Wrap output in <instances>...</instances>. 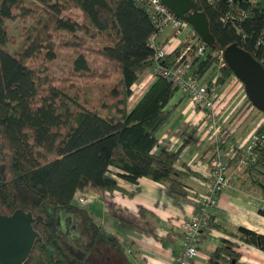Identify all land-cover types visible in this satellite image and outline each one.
I'll return each mask as SVG.
<instances>
[{
	"label": "trees",
	"instance_id": "trees-1",
	"mask_svg": "<svg viewBox=\"0 0 264 264\" xmlns=\"http://www.w3.org/2000/svg\"><path fill=\"white\" fill-rule=\"evenodd\" d=\"M196 2L216 45L195 73L210 68L217 72L216 84H222L232 71L215 65L217 49L234 42L260 62L262 49L255 43L264 24V0ZM73 9L81 12L80 22L71 17ZM229 10L245 15L225 25L221 18ZM28 19L30 26L16 42L8 25ZM155 32L158 28L135 0H0V214L23 209L42 217L34 224L42 239L24 264L123 260L117 241L107 237L87 207L74 203L77 192L104 195L123 190L117 178L135 183L145 177L184 195V181L195 172L177 169L181 148L169 151L157 137L178 87L157 76L127 111L132 85L153 65L148 39ZM62 51L65 62L55 69L50 65ZM180 54L172 51L161 64L172 66ZM255 132L264 133V123ZM232 162L235 168L238 158L229 159L225 168ZM262 167L264 147L239 174L255 177ZM232 235L264 252V235L241 226ZM223 243L211 264H242L232 249L236 244Z\"/></svg>",
	"mask_w": 264,
	"mask_h": 264
},
{
	"label": "crops",
	"instance_id": "crops-1",
	"mask_svg": "<svg viewBox=\"0 0 264 264\" xmlns=\"http://www.w3.org/2000/svg\"><path fill=\"white\" fill-rule=\"evenodd\" d=\"M171 32L168 28L162 30L157 42L168 54L176 49L181 52L186 46L182 54L191 56L186 49L196 36L193 28L186 25L173 38H170ZM196 67L197 63L192 62V73L201 78L208 75L209 78V69L199 75L193 72ZM151 74L152 66L132 85V94L126 103L127 111L134 107L156 79ZM208 78L207 81L213 80ZM218 96L219 102L221 95ZM166 108L171 110V115L158 132L159 144L173 152L181 148L174 166L181 170L187 167L195 172L184 181V195L176 196L168 185L145 177L135 183L117 178L123 190L104 195L92 191L76 193L77 197H87L80 205L91 211L107 237L117 241L123 253L120 264H173V256L181 247L182 223L195 210V206L186 201L192 195L203 194L210 185V170L214 168L210 154L224 150L228 154L232 147L239 144H235L233 137L229 138L222 132L217 134L216 125L212 126L216 119H220L221 107L217 108L213 120L209 111L177 90ZM224 129L222 127L221 131ZM227 140L232 144L225 147ZM232 163L224 170V175L233 171L235 165ZM263 194L264 167L255 177L238 173L236 182L217 194L216 204L208 209L210 221L201 228L198 256L192 264H211L212 253L224 244L223 240L236 244L232 249L240 254L242 264H264L263 251L232 235L240 226L264 235V215L260 214V210L264 209ZM183 196L185 199H182ZM108 256L111 257L110 252Z\"/></svg>",
	"mask_w": 264,
	"mask_h": 264
},
{
	"label": "built area",
	"instance_id": "built-area-1",
	"mask_svg": "<svg viewBox=\"0 0 264 264\" xmlns=\"http://www.w3.org/2000/svg\"><path fill=\"white\" fill-rule=\"evenodd\" d=\"M137 4L143 7L147 12L150 19L154 21L159 26V32L153 33L148 42L154 46V56L152 73L161 74L167 77L173 84L178 87V90L194 100V103L203 109L209 110L210 113L214 114L218 108V94L215 92L211 83H215L217 72L210 79H213L210 83L202 82L197 74L192 73L189 70V65L183 64L174 66L171 68L161 67V62L168 52L165 48L161 46L157 40L158 36L162 30L168 28L172 31V36L175 37L176 34L180 32L186 25H188L184 20L178 18L171 12L161 0H135ZM208 2H214L219 0H205ZM227 3L236 4L237 2H249L255 3L258 0H222ZM244 12L235 11L229 12L222 16L221 21L226 23L231 20L233 23L235 19H240L244 16ZM190 47L196 48V55L204 57L207 53V48L204 43L200 42V39L196 35L190 44ZM256 47L262 49L260 54V63L264 67V24L263 29L256 42ZM260 47V48H259ZM218 68L225 65L224 59L220 56L215 63ZM209 70H211L209 68ZM251 106V105H250ZM253 107V106H251ZM256 109V108H255ZM261 112V111H260ZM264 147V133L257 134L255 131L249 135V139L245 142L240 143L237 146L231 148L228 154H225L227 158L222 155H216L212 157L211 164L214 167L211 170L209 180V187L203 192V194L192 195L188 201L190 204L195 206L194 214L188 219L184 220L182 223V229L180 233V243L181 247L173 256V264H192L195 258L198 256V245L202 235L201 228L203 225L208 223V209L216 204L217 194L211 192L210 187L212 185H225L230 186L236 182L238 178V173L243 169V167L249 162L254 163L258 157L259 150ZM234 157L238 158L236 167L228 175H224L225 167L229 159ZM195 180V178H193ZM85 199L79 197L75 200V204L80 205ZM262 206L264 208V194L262 197Z\"/></svg>",
	"mask_w": 264,
	"mask_h": 264
},
{
	"label": "water",
	"instance_id": "water-1",
	"mask_svg": "<svg viewBox=\"0 0 264 264\" xmlns=\"http://www.w3.org/2000/svg\"><path fill=\"white\" fill-rule=\"evenodd\" d=\"M175 16L184 20L207 45H216L206 14L197 9L196 0H161ZM223 57L232 74L239 79L253 106L264 114V67L237 42L224 47ZM29 211L16 209L10 215L0 214V264H24L36 241L42 237L33 227L41 220Z\"/></svg>",
	"mask_w": 264,
	"mask_h": 264
},
{
	"label": "rangeland",
	"instance_id": "rangeland-1",
	"mask_svg": "<svg viewBox=\"0 0 264 264\" xmlns=\"http://www.w3.org/2000/svg\"><path fill=\"white\" fill-rule=\"evenodd\" d=\"M71 17L75 18L78 22L81 21V12L77 9H73L71 12ZM31 24V20H26L25 22H12L10 23L9 26V33L15 38L16 42H19L21 40V33L25 27H29ZM17 48V45H10V49L13 52ZM186 46L184 47V49ZM184 49L180 52L182 53ZM190 54H184L180 59L179 62H173V65H189V69L191 68L192 62L195 60V53L193 51H190ZM189 56V58H188ZM213 56H217V53H213ZM65 62V52L62 51L60 54V57L51 63L50 66L53 68H57V64L59 63H64ZM143 73V72H142ZM141 73V74H142ZM213 71L212 73H209V78L208 75L207 77L201 78L202 82H208L210 83L211 81H207V78L210 79L213 76ZM230 79H226L222 84H216L211 83V86L214 87L215 92L220 96L219 102L217 103L218 108L221 107L220 114L218 118L219 120L216 119V123L212 124L216 125L214 129L216 128L217 134H220L221 132L226 135L228 134L227 137L231 138L233 137L232 140L235 141V144L245 142L249 139V135L253 133L261 124L264 123V114L260 112L259 110L255 109V107L249 102L247 99V96L245 94L243 84L235 77V75H230ZM225 84L224 86H222ZM133 87V86H132ZM142 93V91H141ZM253 107H251V106ZM210 112V111H209ZM211 114V113H210ZM215 114H211V118L215 120ZM225 128L223 131L221 129ZM218 136L215 137L217 139ZM228 138V139H229ZM232 143L227 140L226 146L231 145ZM224 151L221 152H215L214 156L216 155H222L225 158L227 156L225 155ZM212 155V154H210ZM78 196V195H77ZM82 198L86 200V196L83 195Z\"/></svg>",
	"mask_w": 264,
	"mask_h": 264
},
{
	"label": "bare ground",
	"instance_id": "bare-ground-1",
	"mask_svg": "<svg viewBox=\"0 0 264 264\" xmlns=\"http://www.w3.org/2000/svg\"><path fill=\"white\" fill-rule=\"evenodd\" d=\"M219 1H222V0H219ZM207 3H216V2H218V1H214V2H208V1H206ZM242 2H245V1H242ZM165 5V4H164ZM166 6V5H165ZM167 7V6H166ZM168 8V7H167ZM152 21V20H151ZM229 22V21H228ZM228 22H226V23H224L225 25H228ZM152 23H154V21H152ZM155 24V26L159 29V26L156 24V23H154ZM232 24L233 23H231V25L230 26H232ZM262 29H263V27H262ZM262 29H261V31H262ZM261 31H260V33H261ZM260 33H259V35H260ZM259 35H258V37H259ZM258 37H257V39H256V42H257V40H258ZM200 42H202V41H200ZM202 43H204V42H202ZM150 44V43H149ZM191 44V43H190ZM190 44H189V46H188V48L186 49V51H193L194 53H195V57L198 59L197 60V64H198V62L199 61H202V60H204L210 53H211V49H210V47H212V46H210V45H207L206 43H204L205 44V46H206V48H207V53H206V55L204 56V57H200V56H198V55H196V48L195 47H190ZM151 45V44H150ZM255 45H256V43H255ZM152 47H153V49H154V46L153 45H151ZM241 47V46H240ZM257 48V47H256ZM258 49V48H257ZM218 51H219V57L220 56H222L223 57V49H217ZM182 54V53H181ZM183 56V54L182 55H180L176 60H175V62L176 63H178L179 62V59L181 58ZM195 58V59H196ZM223 59H224V57H223ZM224 62H225V64L227 65V63H226V61L224 60ZM175 65H173V66H163L162 64H161V67H165V68H171V67H174ZM176 66H178V65H176ZM228 66V65H227ZM190 71L192 70L191 68L189 69ZM194 72V71H193ZM151 76L152 77H157V76H163V75H161V74H157V73H152L151 74ZM163 77H165V76H163ZM236 77V76H235ZM165 78H167V77H165ZM168 79V78H167ZM239 80V79H238ZM240 81V80H239ZM241 82V81H240ZM242 83V82H241ZM243 88H244V86H243ZM244 91H245V89H244ZM246 94V93H245ZM247 96V95H246ZM247 99H248V97H247ZM193 100V99H192ZM249 100V99H248ZM193 102H194V100H193ZM250 102V101H249ZM251 103V102H250ZM252 104V103H251ZM253 105V104H252ZM200 107V106H199ZM203 109V108H202ZM204 110H206V109H204ZM206 111H209V110H206ZM212 114V113H211ZM215 114V113H214ZM240 144V143H239ZM238 144V145H239ZM212 170V169H211ZM211 170H210V173H211ZM216 186L217 185H212L211 187H210V190H211V192H213V193H216V194H220V192L224 189V188H226V187H228V186H225V185H219V187L218 188H216ZM77 198H79V197H77ZM30 212V211H29ZM32 213V212H31ZM34 216V215H33ZM36 216H38V215H36ZM40 216V215H39ZM42 218V217H41ZM39 221V220H38ZM37 222V221H36ZM35 222V223H36ZM34 223V224H35ZM34 224H33V227H34ZM35 228V227H34ZM36 229V228H35ZM37 230V229H36ZM38 231V230H37Z\"/></svg>",
	"mask_w": 264,
	"mask_h": 264
}]
</instances>
